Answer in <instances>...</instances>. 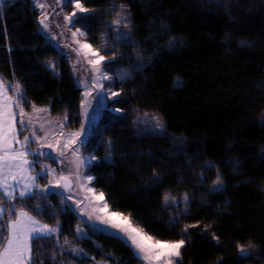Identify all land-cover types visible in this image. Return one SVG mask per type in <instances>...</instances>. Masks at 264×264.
Masks as SVG:
<instances>
[{"label":"trees","instance_id":"obj_1","mask_svg":"<svg viewBox=\"0 0 264 264\" xmlns=\"http://www.w3.org/2000/svg\"><path fill=\"white\" fill-rule=\"evenodd\" d=\"M80 2L89 11L77 12L84 19L72 28L106 57L104 87L119 93L106 100L81 148L96 157L85 171L91 186L153 237L186 239L182 264H264V0ZM121 6L130 39L114 27ZM75 9V0L65 4L67 14ZM39 17L32 0H5L0 75L13 100L17 82L23 88L26 112L31 102L79 130L83 90ZM142 115L159 118L162 133L141 127ZM26 134L21 129L19 139ZM217 175L223 185L214 189ZM8 203L60 229L33 243L35 264H142L120 236L88 228L79 237V216L56 192L36 188Z\"/></svg>","mask_w":264,"mask_h":264},{"label":"snow or ice","instance_id":"obj_2","mask_svg":"<svg viewBox=\"0 0 264 264\" xmlns=\"http://www.w3.org/2000/svg\"><path fill=\"white\" fill-rule=\"evenodd\" d=\"M72 3L73 0H57V5L63 3ZM36 6L41 9V15L39 22L44 30H50L49 14L46 9V2L41 0H35ZM5 7V0H0V9ZM75 8L80 13H88L89 9L84 7L80 0H75ZM121 12H123V6H121ZM65 20L69 24H75L82 22L84 17L77 18V12L73 11L71 15H66ZM75 18V19H74ZM124 21H128V17L125 14L123 16ZM115 24L121 23V20H115ZM128 27V23L124 24ZM77 32L81 36L85 33L77 29ZM73 38H76V32L72 33ZM129 38L130 36H124L121 34V39ZM55 39V37H53ZM78 48H74L79 57L83 52L86 63L90 65V71L95 75L92 77V83L97 84L98 80H110L111 77L107 75V70L104 68L102 62L106 60V57L99 54L92 48V45L85 42L80 43ZM94 58H89V56ZM80 61L78 60L77 63ZM50 67H55L50 62ZM110 67V65L108 66ZM75 70V68H74ZM5 77L0 75V191L3 192L4 197L7 200L0 198V217L8 215L9 219L4 224H0V264H35L37 253L34 252L33 243L36 242L39 245V241L43 239H49L54 234L57 235L60 232L59 227H52L49 224H45L37 220L34 216L30 215L27 211L20 209L16 210L8 202L17 199V196L23 200L25 197H31L34 194V189L40 188L41 193H46L49 187L60 188L67 192H72L74 187L73 175L76 181V187L84 192V199L77 201V204L85 203L84 211L91 208V212L88 213L89 219H92L95 214V219L100 224L106 226L109 230H115V234L124 239L125 243L132 249L134 255L142 262V264H182L181 262V249L186 244V239L179 240H162L157 239L150 235L143 226L139 224L131 213L127 215L119 210L109 211V202L105 199L103 191L97 192V189L91 187L93 177L85 176L80 169L85 167V159L82 158L79 153L80 149L71 148V154L74 157L75 173L64 175L63 171L56 175V170L50 168V166L41 164L39 161L40 156H47L50 159L56 160L57 157L50 151L44 153L42 151L31 152L28 150V146L32 142L40 143L43 147L41 137L36 135L35 128L32 125L31 117L23 107L24 93L23 88L17 82V85L12 89L16 94V99L13 100L8 95L7 88H12V85L5 86L3 81ZM102 87V85H101ZM113 97L119 96L117 92L110 93ZM86 95H91L87 92ZM34 111H48V109H37L34 104L28 102ZM18 109V111H17ZM113 111L120 112L121 109H113ZM17 117H19V127L17 126ZM67 119V117H65ZM96 113L90 117L91 122H95ZM157 123L159 124V118ZM163 127L162 125H160ZM64 125L60 124V128L63 129ZM31 128V138L27 135L23 137V140L19 139L21 135V129ZM43 130V126H41ZM84 133L75 132L65 134L63 131L58 133L61 137H66L63 146L60 148L59 156L64 157L72 145H76L78 142L81 146L84 144V140L79 139ZM44 139H47V134ZM19 147H16V145ZM56 145H60V141L56 140ZM49 149H53V144H47ZM29 156H35L36 159L30 160ZM88 160H95L96 157H88ZM36 166H40L43 169L42 173L32 175ZM49 176L52 178L49 179ZM40 178H44L48 181L47 185L41 187L37 181ZM223 185V181L219 175H217L214 181V189ZM17 187L19 191H17ZM71 200L72 196L66 197ZM185 206L187 208V194L183 197ZM165 203H168L170 197L165 195L163 197ZM15 218H11V217ZM59 222L57 221V225ZM190 225H185L184 232L187 233ZM97 230H101L97 228ZM82 230L77 227V233H81ZM218 239V238H217ZM68 243L65 238L64 241ZM243 251V249H241ZM42 264V261H41ZM102 264V262H98Z\"/></svg>","mask_w":264,"mask_h":264},{"label":"rangeland","instance_id":"obj_3","mask_svg":"<svg viewBox=\"0 0 264 264\" xmlns=\"http://www.w3.org/2000/svg\"><path fill=\"white\" fill-rule=\"evenodd\" d=\"M33 3L36 5L35 0H32ZM41 2H46L47 7L44 9V11H47L49 14V23H50V30H44L41 25V31L46 36L50 38V40L56 44L64 53L65 55L70 59L72 65H73V72L75 75V78L78 82V84L81 86L84 94V100L82 104V115H83V121L84 125L81 129L73 131V130H67L66 125L63 121H56L51 118L49 111H34L33 109L30 112H26L28 116H26V120L28 117H31L32 125L35 128L36 135L41 137L43 147H41L40 143L32 142L30 144H33L36 146L35 149H31L29 151L36 152V151H42L44 153L52 152L54 156L57 157L56 160L50 159L47 156H40V162L41 164H45L50 166V168L56 170V175H59L62 171L64 175H69L75 173V163H74V157L71 154V148H79L80 153L79 155L85 159V167L81 168L80 171L86 175V168L92 163V160H88V156L84 155L82 152V146L79 144V142L76 145H72L66 155L64 157L59 156L60 148L63 146L65 138L58 135L60 131H63L65 134L68 133H75V132H83L84 134L79 138L81 140H84L90 132L92 125H94L99 117L101 109L105 106L106 100L110 99L112 96L110 92H106L107 89L104 87V82L106 80H99L98 77V83L93 84L92 83V77L95 75L93 72L90 71V65L86 63V60L84 58L83 52L78 57L76 52L73 51L74 48H78L79 45L76 43V40H79L80 43H85L86 41L80 38V34L73 30L72 24H69L65 20L67 14L64 10L65 3L61 5H57V0H41ZM37 7V6H36ZM38 8V7H37ZM40 15H41V9H39ZM76 12H79L78 9H75ZM119 16L117 17V20H121V23L114 24L116 32L120 34H130L131 32V23L129 20L128 13L123 9V12L121 10L119 11ZM127 15L128 21L123 20V16ZM128 23V27H125L124 24ZM76 32V38L74 39L72 36V33ZM55 37V39H53ZM88 43V42H87ZM94 50H96L94 47H92ZM97 51V50H96ZM101 55V54H100ZM89 58H94L91 55ZM80 61L77 63V61ZM105 62V61H104ZM102 62V63H104ZM75 68V70H74ZM102 85V87H101ZM108 91V90H107ZM87 92H90L91 95H86ZM37 109H47L42 107H36ZM96 113V119L95 122L90 121V117L93 116V113ZM157 117L152 115H142L139 117L138 122L140 123L141 127L151 130L154 133H162V123L159 120V124L157 123ZM60 124H63V129L60 128ZM41 126H43V130L41 129ZM27 131V136L31 138L32 131L31 128L25 129ZM47 134V139L45 140L44 137ZM60 141V145H56V140ZM53 144V149H49L47 147V144ZM29 144V146H30ZM28 146V147H29ZM43 172V169L41 168V173ZM52 177L49 176V179ZM47 181V180H46ZM73 181H74V187L72 192L64 191L60 188H52L49 187L47 192H56L59 195L62 196L63 202L66 203L74 212L77 213L81 220V225L79 228L82 230L81 233H77L79 237H88L89 236V229L97 230V228L101 229L100 231L108 232L115 234V230H109L106 228V226L100 224L99 221L95 219V214H93L92 219H89L88 213L91 212V208H88L87 211H84L85 206L87 204V201L85 203L77 204V201L84 199V192L76 187V181L73 175ZM48 181L45 185H47ZM44 185V186H45ZM42 186V187H44ZM91 186V185H90ZM92 187V186H91ZM98 192V191H97ZM72 196V199H66V197ZM109 211H112L111 207L109 208ZM4 217V216H3ZM2 217V218H3ZM1 219V218H0ZM116 235V234H115ZM102 264H108V263H102Z\"/></svg>","mask_w":264,"mask_h":264},{"label":"crops","instance_id":"obj_4","mask_svg":"<svg viewBox=\"0 0 264 264\" xmlns=\"http://www.w3.org/2000/svg\"><path fill=\"white\" fill-rule=\"evenodd\" d=\"M17 126H18V125H17ZM16 147H19V145L17 144ZM32 175H35V174L32 172ZM34 190H35V189H34ZM17 191H19V188H18V187H17ZM0 193H1L2 195H4L2 191H0ZM17 197H18V196H17ZM0 218H2V217H0Z\"/></svg>","mask_w":264,"mask_h":264}]
</instances>
